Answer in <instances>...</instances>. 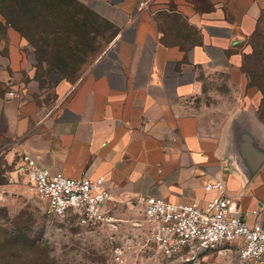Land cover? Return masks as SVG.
Wrapping results in <instances>:
<instances>
[{"label": "crops", "instance_id": "0c3cea01", "mask_svg": "<svg viewBox=\"0 0 264 264\" xmlns=\"http://www.w3.org/2000/svg\"><path fill=\"white\" fill-rule=\"evenodd\" d=\"M75 1L117 33L74 83L35 76L32 52L0 14V155L14 165L0 189L26 187L22 152L51 172L103 176L114 216L141 212L147 196L203 203L204 184L220 178L264 229V178H245L227 139H207L198 102L201 74H240L264 0Z\"/></svg>", "mask_w": 264, "mask_h": 264}, {"label": "rangeland", "instance_id": "374dc122", "mask_svg": "<svg viewBox=\"0 0 264 264\" xmlns=\"http://www.w3.org/2000/svg\"><path fill=\"white\" fill-rule=\"evenodd\" d=\"M61 1L0 0V4L33 54L35 76L60 66L63 80L74 83L84 64L114 48L117 29L78 5L69 7ZM244 42L240 74H201L198 100L207 107V139L212 143L227 139L237 165L242 132H249L264 147V15ZM13 166L0 155V185L8 182ZM253 178H264V162ZM19 183L8 191L0 189V264H234L230 245L163 256L149 238L146 218L133 209L118 212L112 225L93 228L79 225L70 215L54 216L44 200Z\"/></svg>", "mask_w": 264, "mask_h": 264}, {"label": "built area", "instance_id": "2783aa9c", "mask_svg": "<svg viewBox=\"0 0 264 264\" xmlns=\"http://www.w3.org/2000/svg\"><path fill=\"white\" fill-rule=\"evenodd\" d=\"M12 95L11 92L8 93ZM19 170L26 178L27 192L46 202L47 211L58 217L73 216L79 225L93 228L112 225V196L103 176L68 177L51 172L27 152L19 155ZM211 197L172 202L147 196L142 200V215L148 223L150 240L165 257L187 252L234 248V264H264V229L258 222L249 224L239 205L220 178L203 186ZM256 215L257 211L252 210Z\"/></svg>", "mask_w": 264, "mask_h": 264}, {"label": "water", "instance_id": "95a60500", "mask_svg": "<svg viewBox=\"0 0 264 264\" xmlns=\"http://www.w3.org/2000/svg\"><path fill=\"white\" fill-rule=\"evenodd\" d=\"M238 166L247 180H250L264 162V147L255 143L253 136L245 131L238 141Z\"/></svg>", "mask_w": 264, "mask_h": 264}, {"label": "trees", "instance_id": "16d2710c", "mask_svg": "<svg viewBox=\"0 0 264 264\" xmlns=\"http://www.w3.org/2000/svg\"><path fill=\"white\" fill-rule=\"evenodd\" d=\"M46 1H48V2H62L61 0H46ZM65 1L70 5L69 7H73L72 5H74V4L75 5H78V7H80L81 9H84L87 13H89L92 16H95L96 18L104 21L103 19L99 18L97 15H95V14L91 13L90 11H88L83 6L79 5L75 0H65ZM2 5H3V3L0 4V14L3 17L4 21L7 24H9V25L12 26V22L8 19V16L5 13V9H4V7H2ZM104 22H106V21H104ZM4 34H5V25H3L2 23H0V38L1 39L4 36ZM244 58H245V56H244ZM68 60H70V59L67 58V61ZM243 63H244V60H243ZM242 66H243V64H242ZM61 73H62V69H61L60 66H53V67L48 68V70L45 73H43L41 76H44L42 79L46 78L48 80H52L53 82H57L58 80L65 78V77H63V75Z\"/></svg>", "mask_w": 264, "mask_h": 264}]
</instances>
